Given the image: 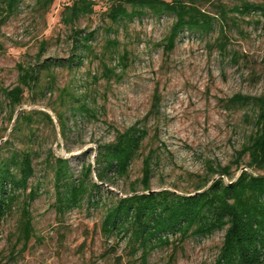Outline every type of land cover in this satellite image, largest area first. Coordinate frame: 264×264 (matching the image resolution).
<instances>
[{"label":"rangeland","instance_id":"1","mask_svg":"<svg viewBox=\"0 0 264 264\" xmlns=\"http://www.w3.org/2000/svg\"><path fill=\"white\" fill-rule=\"evenodd\" d=\"M70 1L55 0L46 13H40L34 0H24L16 14L0 26V89L15 85L18 63L54 62L53 79L43 72L39 84L25 90L22 104L15 109L0 90V154L30 151L34 174L29 185L38 186V196L28 206L33 236L26 246L18 237L25 194L11 203L0 221V264H210L223 231L190 237L176 247L172 243L157 248L142 262L139 253L131 254L125 239L106 238L101 233L103 203L128 194L131 187L141 190L136 181L142 176L143 159L149 152L152 191L192 193L205 177L228 182L246 170L247 157L239 164L235 158L254 129L253 111L230 98L264 94V14H229L236 24L228 20L225 25L228 43L224 53L212 44L219 32L216 23L206 35L184 31L174 49L165 54L157 43L167 34L171 16L147 14L124 20L107 34L109 22L103 16L106 0H94V13L80 18L74 26L96 30L95 53L83 56L77 64L70 27L60 21L62 7ZM220 1L232 7L244 0ZM198 2L214 12L216 0ZM113 37L120 45L112 53H103L106 39ZM41 42L45 45L37 58ZM123 49L128 51L125 69L118 57ZM103 63L114 67L110 78L102 76ZM155 91L159 112L149 114ZM83 106L90 109L88 114L81 110ZM23 114L31 116L29 124L20 118ZM133 124L146 129L147 136L129 167L128 178L102 184L95 196L99 205L84 200L58 214L48 156L66 158L77 177L85 163L94 165L99 145L111 141L116 130ZM224 166H229V176L210 173V167Z\"/></svg>","mask_w":264,"mask_h":264},{"label":"trees","instance_id":"2","mask_svg":"<svg viewBox=\"0 0 264 264\" xmlns=\"http://www.w3.org/2000/svg\"><path fill=\"white\" fill-rule=\"evenodd\" d=\"M23 1L0 0V26L16 14ZM54 1L34 0V7L38 12L46 13ZM95 4L94 0H71L63 5L60 12V21L70 27L71 49L72 52H78L74 55L77 64H80L83 56L94 55L96 30H82L74 24L80 18L92 15ZM106 4L103 16L109 22L105 27L107 34L114 32V26L124 20L141 18L147 14L158 18L171 16L172 22L167 34L157 43L165 54L174 49L176 40L184 31L206 35L214 29L216 23L219 32L212 44L224 53L228 43L225 25H228V20L236 24L229 14H264V3L246 0L232 7L216 0L213 3L214 12L203 9L198 0H106ZM44 45L45 42L40 43L37 58ZM119 45L116 37L107 38L103 53H112ZM118 57L119 64L125 69L128 51L123 49ZM73 60L74 57L70 58L69 63ZM53 64L46 61H36L28 66L17 64L15 85L0 89L12 109L22 104L25 90L39 84L43 72L53 79ZM102 67V76L110 78L114 67L105 63ZM230 101L248 105L253 111L251 117L254 129L235 158L236 164H239L243 157H247L244 162L246 170L240 171L235 179L228 182H224L221 177L214 180L205 177L194 186L192 193L178 194L168 189L152 191L149 185L152 152H149L143 159L142 176L136 181L141 184V190L131 187L128 194L103 203L100 231L106 238L117 236L125 239L131 254L139 253L140 260L146 262L149 254L157 248L172 243L176 247L190 237H204L214 231H223L218 252L210 264H264V94H238L232 96ZM81 110L87 114L90 112L84 106ZM158 112L159 98L155 91L149 114ZM43 116L51 122L47 113H43ZM20 118L27 124L31 120L28 114ZM58 118L63 129L61 113ZM146 136V129L136 124L116 130L111 141L98 146L94 165L85 163L77 177L72 173L66 158L48 156L47 163L53 175L55 211L61 215L67 208L80 206L84 200L88 204L99 205L100 199H95V196L101 185L113 179L128 178L129 167ZM210 173L229 176V166L218 169L210 167ZM33 174L30 151H11L6 156L0 154V221L10 209L11 203L20 194H25L18 222V237L24 246L33 236L32 217L28 210L29 202L38 196V186L29 185ZM170 235L175 238L171 240ZM115 246L111 249L112 253L116 251Z\"/></svg>","mask_w":264,"mask_h":264}]
</instances>
